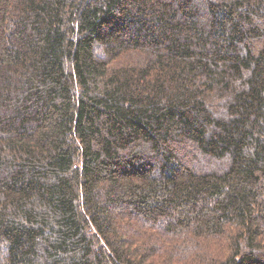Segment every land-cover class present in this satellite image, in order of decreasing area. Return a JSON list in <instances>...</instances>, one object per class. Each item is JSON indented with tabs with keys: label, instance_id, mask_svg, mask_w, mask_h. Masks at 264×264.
Here are the masks:
<instances>
[{
	"label": "trees",
	"instance_id": "trees-1",
	"mask_svg": "<svg viewBox=\"0 0 264 264\" xmlns=\"http://www.w3.org/2000/svg\"><path fill=\"white\" fill-rule=\"evenodd\" d=\"M0 264H264V0H0Z\"/></svg>",
	"mask_w": 264,
	"mask_h": 264
}]
</instances>
